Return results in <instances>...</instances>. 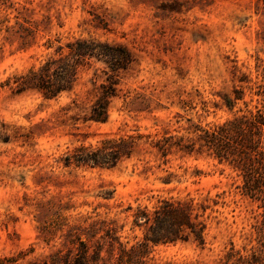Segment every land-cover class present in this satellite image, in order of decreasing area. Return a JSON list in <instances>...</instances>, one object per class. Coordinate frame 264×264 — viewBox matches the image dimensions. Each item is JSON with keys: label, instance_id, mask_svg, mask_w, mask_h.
I'll return each instance as SVG.
<instances>
[{"label": "rangeland", "instance_id": "rangeland-1", "mask_svg": "<svg viewBox=\"0 0 264 264\" xmlns=\"http://www.w3.org/2000/svg\"><path fill=\"white\" fill-rule=\"evenodd\" d=\"M263 71L264 0H0V262L51 261L72 228L95 264L250 254L260 202L200 134Z\"/></svg>", "mask_w": 264, "mask_h": 264}, {"label": "trees", "instance_id": "trees-1", "mask_svg": "<svg viewBox=\"0 0 264 264\" xmlns=\"http://www.w3.org/2000/svg\"><path fill=\"white\" fill-rule=\"evenodd\" d=\"M19 29L25 28L22 22H17ZM14 27L8 29L14 30ZM17 30H15L16 32ZM259 66V65H258ZM264 74V71H263ZM236 99L243 97L242 90H236ZM257 104L249 108L245 114L224 122L212 129H201L200 138L205 146L215 152L220 162L228 161L231 166L238 170L242 177L241 189L244 194L260 202L259 207L262 219L251 225L252 235H255L256 246L250 254H242L240 250L232 248L228 251L225 264H264V83L257 84ZM234 105V100L228 104L230 108ZM179 144V143H178ZM99 154L91 156L94 164L101 163L98 160ZM182 225L187 224L194 227L189 215L183 212ZM72 228L67 235V251H56L51 261L44 264H95L98 260L90 257V245L83 241L76 230ZM194 229V228H193ZM195 234L202 239V228L194 230ZM81 247V248H80ZM80 250V251H79ZM144 249L138 253L137 247L127 251L123 250L121 264H142ZM100 255V252H98ZM239 255V256H237ZM16 259L8 258L0 262L5 264L15 262Z\"/></svg>", "mask_w": 264, "mask_h": 264}]
</instances>
